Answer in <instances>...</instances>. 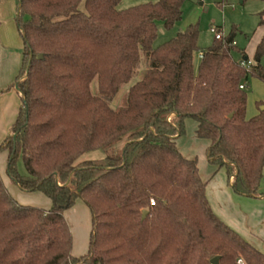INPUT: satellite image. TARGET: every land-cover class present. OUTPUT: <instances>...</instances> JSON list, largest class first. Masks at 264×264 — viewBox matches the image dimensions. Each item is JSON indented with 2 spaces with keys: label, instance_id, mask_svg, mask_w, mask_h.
I'll list each match as a JSON object with an SVG mask.
<instances>
[{
  "label": "trees",
  "instance_id": "trees-1",
  "mask_svg": "<svg viewBox=\"0 0 264 264\" xmlns=\"http://www.w3.org/2000/svg\"><path fill=\"white\" fill-rule=\"evenodd\" d=\"M187 1L119 10L122 0H17L22 104L0 153L8 154L10 180L52 207L23 206L0 173V264H211L217 256L220 264H264V253L213 212L199 163L176 143L194 119L209 162L225 169L234 192L263 196L264 111L247 117L241 86L264 83V37L250 69L241 65L249 59L236 28L202 51L198 24L154 48L157 23L174 29ZM259 17L263 27L264 11ZM144 59L126 106L113 109ZM98 150L110 152L79 161ZM78 200L92 214V232L88 253L74 257L65 213Z\"/></svg>",
  "mask_w": 264,
  "mask_h": 264
},
{
  "label": "rangeland",
  "instance_id": "rangeland-1",
  "mask_svg": "<svg viewBox=\"0 0 264 264\" xmlns=\"http://www.w3.org/2000/svg\"><path fill=\"white\" fill-rule=\"evenodd\" d=\"M9 1L10 0H0V86H6V88L0 89V94L2 98L0 99V107H4V109H7V111H9V106L11 105L14 107L17 103V106L20 107L22 104L20 95L18 94V91H16L15 83L23 66V49L25 47L23 37L21 36L20 29H18L17 25L18 14L16 12V8L18 7V2L17 0H12L14 3L12 12L13 14L9 15L7 10V7H9L10 4ZM159 1L160 0H122L121 4L118 6V9L126 10L131 9V7L143 5L149 2L157 3ZM183 8V19L178 23V25L174 29L167 30L164 24L157 23L158 37L154 43V48L160 47L164 43L173 40L174 38H176L178 33L183 32L189 26H192L193 24H198L200 31L198 38L199 47L202 51L210 48L216 42L214 35L210 31L212 27H217L222 32L223 36L228 35L233 28H236L238 29L236 35V46L239 50H246V53H248L250 57L254 59L255 52H253V49L255 48L260 32L263 30V28L259 27V14L264 11V2L255 0L247 1L242 4L241 0H188ZM234 55L235 58L239 60V55ZM195 61L198 65L199 54L196 55ZM146 70V59H144L143 63L137 71L138 74L128 85L122 87L123 89L118 94L117 98L111 103L113 109L117 111L120 109H124L127 104L126 99L128 91L130 90V88H132L133 84L143 78L144 74L146 73ZM11 79L13 81H10ZM247 91L249 94L251 90L248 89ZM11 94L12 97H10ZM195 122L196 121L194 119L186 120V134L182 136L181 139H178L179 142H186L187 148L192 151L193 158L199 163L200 172L206 180L211 179V173L213 176L214 172L216 171L214 168L216 167L218 171H220L219 174H215L216 178L223 176V178H225V182L227 183L228 178L225 169L220 168L219 165L216 163L213 164L209 162L207 158L206 148L201 147L199 142L196 143L198 145L197 149L193 148L194 143L197 140L195 135ZM123 145L124 142L119 143V145L116 147V150L122 148ZM109 152L110 151L106 150L91 151L83 155L79 159V161L82 162L89 160H102L104 159V157H106ZM6 161L7 157L5 156V154L0 153L1 176L7 183L9 181L12 182L11 185L13 186L10 188L11 190H14V188L16 189V186L14 185L13 181L10 180V178L8 177ZM16 168L18 169L21 175H26V169L24 168L23 159L21 157L17 159ZM21 193L24 195L23 200L26 202L25 204H22L23 206H32L44 209L43 207L47 203H51L50 199H48L44 195H41L40 193ZM74 215V213H70L68 214L66 219L69 224V228L72 232L73 240L75 237V242H77L78 240L76 241V237L79 236L80 232L75 227V225H77L76 217L72 219V216ZM80 243L83 244L81 241ZM80 243V246L75 243V250H78L79 247L82 250L83 245H81ZM85 247L86 245L84 246V248Z\"/></svg>",
  "mask_w": 264,
  "mask_h": 264
},
{
  "label": "crops",
  "instance_id": "crops-1",
  "mask_svg": "<svg viewBox=\"0 0 264 264\" xmlns=\"http://www.w3.org/2000/svg\"><path fill=\"white\" fill-rule=\"evenodd\" d=\"M9 2L10 4H9V7H7L8 8L7 10H8L9 15H12L14 3L12 0H10ZM16 9L18 10V7ZM0 26H1V23H0ZM260 28H263V30L260 32L258 36L253 52L256 51L258 44L261 42V40L264 37V26ZM243 51L244 53H246V50L243 49ZM246 56H247V59L253 62V58H251L248 53H246ZM262 65H263V62H262ZM12 79L10 81H13ZM251 80H250L251 82L249 81L248 83V89H250L251 91L248 94V98H247L248 105H247V111H246V115L249 119L259 116V113L261 112L260 111L261 106L259 104L264 102V83L256 79H251ZM3 88H6V86L5 85L0 86V89H3ZM18 94H19V91H18ZM10 97H12V94ZM0 99H2L1 94H0ZM17 105L18 104L16 103L14 107L12 105L9 106L10 107L9 111H7V109H4V107H0V146L10 135L11 130L14 124L16 123L15 121L21 109V107ZM194 125H195V132H196L197 127H198V122L196 121ZM196 133L195 135H196L197 140L194 143L193 148L197 149L198 145L196 143L199 142L201 147L206 148V151H207L209 148V142L200 139ZM178 139H181V138H178ZM178 139L176 143H177V147L179 148L181 154H183V156L189 160H194L193 153L190 149L187 148L186 142L182 141V143H180ZM3 154H5L8 160V154L6 153H3ZM6 165H7V161H6ZM214 169L216 170L215 172L217 173L214 172L213 176L211 173L210 180H206L202 176L200 169H199L201 178L205 182H207L206 194L208 196V201L210 203L211 209L225 225H228L230 228L235 230L241 236L243 240H245L246 242L248 241L255 249H257L260 253L263 254L264 253V170H263V176H262L263 179L261 181V186L259 190L263 194V196H261V198H252V197H247V196L244 197V196H241L235 193L234 190L232 189L231 178H228V175H227V178H228L227 183L225 182V178H223V176L216 178V175L219 174L220 171H218L216 167ZM3 181H4V184L7 186L11 196H13V198L17 200L20 204H23V203L25 204L26 202L23 200L24 195L21 193L22 191L20 190V188L14 184L16 186V189L13 187L14 190H11L10 187L13 186L11 185L12 182L9 181L8 182L9 184H8L4 180V178H3ZM78 201L76 202L74 208H72L71 210L65 213L66 217L70 213L75 214L74 216H72V219L76 217L77 225H75V227L80 232L79 236L76 237L77 238L76 241L77 240L78 241L75 242V237L73 240L72 255L74 257H80L88 253L89 246H90L89 241H90L91 232H92V229H91L92 214L90 213L88 207L82 200H80L79 202ZM51 207H52V202L51 203L49 202L43 208L46 210H49ZM80 241L83 244H81ZM75 243H77L78 245L80 243L81 245H83L82 246L83 248L85 245L86 247L84 249L82 248V250L80 247L78 248V250H75V246H76Z\"/></svg>",
  "mask_w": 264,
  "mask_h": 264
},
{
  "label": "built area",
  "instance_id": "built-area-1",
  "mask_svg": "<svg viewBox=\"0 0 264 264\" xmlns=\"http://www.w3.org/2000/svg\"><path fill=\"white\" fill-rule=\"evenodd\" d=\"M210 31H211V33L214 35V38L216 39V41H222V40L224 39V38H223L224 36H223L222 32H221L217 27H212ZM203 57H204V54L200 53V55H199V59L202 60ZM241 65H242L243 67H245V68L250 69V67L253 66V62L250 61V60H243V61L241 62ZM242 89L248 90V85L243 84V85L241 86V90H242ZM154 204H155V203L153 202V203H152V206H153ZM241 262H242V261L240 260L239 263H241Z\"/></svg>",
  "mask_w": 264,
  "mask_h": 264
},
{
  "label": "water",
  "instance_id": "water-1",
  "mask_svg": "<svg viewBox=\"0 0 264 264\" xmlns=\"http://www.w3.org/2000/svg\"><path fill=\"white\" fill-rule=\"evenodd\" d=\"M242 3V1H241ZM39 58H42V56L40 55ZM16 90L18 91V88L16 87ZM260 111L263 112L264 111V107H261L260 108ZM16 137V135L14 136V138ZM143 219H145L148 215V212L146 211H143ZM220 260H221V257L220 256H217V258H214L212 261H211V264H220Z\"/></svg>",
  "mask_w": 264,
  "mask_h": 264
}]
</instances>
